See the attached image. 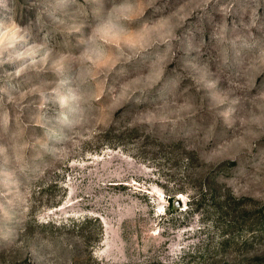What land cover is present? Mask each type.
Here are the masks:
<instances>
[{
    "label": "rangeland",
    "instance_id": "1",
    "mask_svg": "<svg viewBox=\"0 0 264 264\" xmlns=\"http://www.w3.org/2000/svg\"><path fill=\"white\" fill-rule=\"evenodd\" d=\"M0 264H264V0H0Z\"/></svg>",
    "mask_w": 264,
    "mask_h": 264
}]
</instances>
